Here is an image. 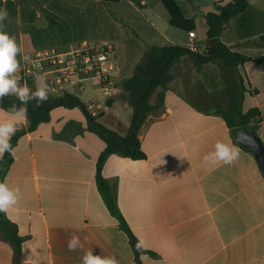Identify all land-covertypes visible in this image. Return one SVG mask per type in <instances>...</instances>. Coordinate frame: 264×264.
<instances>
[{"label": "crops", "instance_id": "obj_1", "mask_svg": "<svg viewBox=\"0 0 264 264\" xmlns=\"http://www.w3.org/2000/svg\"><path fill=\"white\" fill-rule=\"evenodd\" d=\"M60 1L62 8H66L65 2L66 6L70 4L69 0ZM80 1L94 28L84 31L76 37L81 41L71 42L61 51L84 41L103 42L104 22L113 23L110 15L115 18L121 14L118 6H105L101 0ZM177 1L185 16L194 19L193 32L195 41L199 42L191 1ZM247 2L264 13V0ZM141 4L146 7L143 0ZM40 6L46 8L47 4ZM249 13L264 22V17L257 12ZM36 24H45L40 12L36 13ZM138 24L140 29L144 27ZM233 24L226 26L223 43L252 60L264 58V34L242 38ZM135 36L134 41L143 42L144 46L178 44L154 28ZM186 41L184 31L183 42L178 45L184 46ZM19 43L28 57L39 51L33 48L26 32L20 33ZM50 48L61 49L59 46L44 49ZM199 48L200 52L204 49ZM185 60L190 62L184 57L177 64ZM216 63L227 76L222 80V93L216 103L204 107L226 108L234 95L233 86L241 80L246 90L242 112L256 108L264 116V64L247 61L228 71ZM177 64L168 74L161 111L147 118L138 136L146 158L134 161L111 155L101 171L115 187L118 209L129 229L136 239L145 241L139 264H264V175L254 157L236 145L220 117L198 111L196 106H201L200 103H193L171 88L170 74ZM134 65L128 69L121 66V80L130 76ZM89 80L94 79L86 80L81 91L71 92L85 105L103 101L98 84L87 85ZM30 81L32 85L37 83V79ZM20 83L32 88L27 82ZM116 102L120 103L113 97L108 99L106 112ZM106 112L100 123L107 127L102 122L107 119L112 127L109 129L124 134L131 108L120 103L115 116L108 118ZM121 114L127 123H121ZM11 118L9 110L0 109V120ZM25 125L23 122L18 128ZM257 135L264 145V121ZM217 141L240 150L239 158L232 165L203 163V156L214 150ZM14 149L13 162L3 182L20 189L18 203L6 217L24 238L23 264L29 257L31 264H76L78 253H70L66 247L69 232L86 239L85 248H91L95 255L115 257L118 264H136L126 235L118 229L95 185V164L104 143L87 131L79 109H53L48 121L20 137ZM0 264H11L10 248L2 241Z\"/></svg>", "mask_w": 264, "mask_h": 264}, {"label": "trees", "instance_id": "obj_2", "mask_svg": "<svg viewBox=\"0 0 264 264\" xmlns=\"http://www.w3.org/2000/svg\"><path fill=\"white\" fill-rule=\"evenodd\" d=\"M33 1V2H31ZM0 0V8L7 9L9 18L6 23V31L15 36L19 43V35L26 32L30 35L34 49L40 50L46 47L59 46L63 50L65 45L74 41H81L76 37L84 31L94 28L93 20L84 14L81 9L80 0H69V6L60 0ZM105 6H118L121 14L114 18L121 20V25L127 28V23L138 25L139 20L132 14L131 9L140 11L144 9L142 0H101ZM168 14V24L173 28L188 32L195 30L193 18L185 16L177 0H159ZM46 3L47 7L40 5ZM255 11L262 17L264 13L248 4L247 0H231L230 2L214 5V11L204 15L206 26V40L204 49L199 52H191L185 46L173 43H152L143 51L139 61L135 64L131 76L124 78L120 83V97L131 108V116L128 127L124 134L105 127L100 123L104 113L92 117L87 111L86 105L73 93L62 91L51 94L46 103L38 104L32 101L27 105L26 125L18 128L16 134L11 138V144L15 147L18 139L26 133L33 132L41 123L49 119V114L53 109L77 108L83 114L87 131L96 135L103 143L104 149L99 154L95 164V185L109 214L116 220L118 229L122 231L128 240V244L134 256V261L139 264V257L144 251L137 250V239L129 229L122 217L117 201L115 187L106 180L102 174V167L106 159L111 155L138 161L146 158L140 149L139 133L150 116H157L163 104V91L166 89V80L171 68L186 57L192 63L196 72H201L206 66L219 62L226 70L233 71L247 61L257 64H264V58L252 60L237 51L227 47L222 36L226 26L234 22V29L238 31L242 38L251 37L257 34H264V22L251 15L250 11ZM108 12V10H106ZM40 12L45 19V24H36V13ZM110 12V10H109ZM117 18V19H116ZM98 19V18H97ZM261 23V24H260ZM109 28L113 23H105ZM104 26V25H103ZM129 28V27H128ZM129 30L134 34L133 30ZM136 37V36H135ZM23 61H21V66ZM31 79L27 83L31 85ZM216 83L212 90H215ZM160 88L158 92L156 90ZM234 95L226 108H210L196 106L200 112H208L220 117L230 129L232 136L236 130L244 128L250 133L257 135L260 124L264 121V116L258 109L252 108L242 112L241 103L245 88L241 84L233 86ZM154 96V98H153ZM153 98V101H152ZM152 101V102H151ZM19 101L14 97H7L0 103V109L9 110L13 104L19 105ZM110 102L107 103L109 106ZM237 145V144H236ZM238 146V145H237ZM240 147V146H238ZM241 148V147H240ZM243 149V148H241ZM244 150V149H243ZM246 151V150H245ZM13 162L12 155L5 153L0 158V182ZM0 241L5 242L11 251V264H23L22 243L24 238L19 236L15 224H13L4 213H0Z\"/></svg>", "mask_w": 264, "mask_h": 264}, {"label": "rangeland", "instance_id": "obj_3", "mask_svg": "<svg viewBox=\"0 0 264 264\" xmlns=\"http://www.w3.org/2000/svg\"><path fill=\"white\" fill-rule=\"evenodd\" d=\"M146 4V7L143 10L136 9L132 12L133 15L138 17L140 25L144 27L142 29H137L138 25L132 24L131 22L125 24L127 28L121 25V21H113V25L111 28L104 24L103 26V34L104 41H96L97 44L107 45L104 47L110 48L114 60H116L119 69L121 66L126 67L133 66L136 64L140 57V53L146 49L147 46H144V43H137L134 41L136 34H145L149 33V31L154 28L158 34L169 38L172 42H177L178 44L183 42L184 39V31L173 28L168 24V14L165 11L162 4L159 0H143ZM186 1V0H182ZM191 1L193 6V11L196 14L197 26H196V34H197V44L204 48L205 46V38H206V26L203 23L204 15L214 11V5L217 3L219 5H224L231 0H187ZM249 2H254V0H249ZM131 28L134 34L129 30ZM140 27V26H139ZM142 31V32H141ZM75 42V41H74ZM77 46V45H76ZM73 46V47H76ZM143 53V52H142ZM141 53V55H142ZM137 61V62H136ZM215 65H211L201 71L200 73L195 72L191 67L189 61L185 60L180 64H177L170 74V86L178 93L182 94L189 98L193 103H200L202 107L206 106L208 103L212 104V102L216 103L217 97L222 93V80L226 78V73L223 72L221 68H217ZM135 66V65H134ZM134 68V67H133ZM133 72V70H132ZM130 73V76L132 74ZM33 80L42 79V77H33ZM28 81V79H27ZM121 73L118 78L119 90L113 98L115 100L120 101L122 104H128L123 101L120 97L121 88ZM224 82V81H223ZM90 83H97L96 80H89L86 82L87 85ZM216 83L215 90H212L213 84ZM32 85V84H31ZM32 88H35V84L33 83ZM84 98V97H83ZM120 103L116 102L114 106L106 112V116L108 118L115 116L116 109L120 107ZM129 107V106H128ZM125 110V109H124ZM107 119L102 120V122L108 127L110 125L106 122ZM127 123L128 120L125 119L121 114V123ZM128 125V123H127ZM112 130V129H111Z\"/></svg>", "mask_w": 264, "mask_h": 264}, {"label": "clouds", "instance_id": "obj_4", "mask_svg": "<svg viewBox=\"0 0 264 264\" xmlns=\"http://www.w3.org/2000/svg\"><path fill=\"white\" fill-rule=\"evenodd\" d=\"M9 18L7 9L0 8V103L5 98L14 97L20 103L13 104L9 111L12 118L0 120V158L5 153L15 155V149L11 144V138L18 131V126L27 121V105L36 101L38 104L46 103L52 93L51 87L43 79H37L35 88L20 83L17 75L21 68V61L28 62L30 57L23 53L16 37L6 31V21ZM240 156V150L229 143L217 141L214 150L203 156L205 165H232ZM20 197V189L12 188L7 182H0V213L8 215L10 209L17 205ZM67 239V251L78 253L76 264H118L115 257L95 255L91 248L86 249V239L75 232H69ZM145 241L137 238L136 248L144 247ZM25 248V247H24ZM31 264V257L25 262Z\"/></svg>", "mask_w": 264, "mask_h": 264}, {"label": "built area", "instance_id": "obj_5", "mask_svg": "<svg viewBox=\"0 0 264 264\" xmlns=\"http://www.w3.org/2000/svg\"><path fill=\"white\" fill-rule=\"evenodd\" d=\"M104 46L84 41L64 51L54 48L39 50L30 56L28 62H23L17 75L23 83L33 77H42L51 87V94L78 92L86 80H96L103 101L86 104L89 114L96 117L106 112L105 102L119 90L120 69L109 46ZM184 46L191 52H200L194 32L187 33Z\"/></svg>", "mask_w": 264, "mask_h": 264}, {"label": "water", "instance_id": "obj_6", "mask_svg": "<svg viewBox=\"0 0 264 264\" xmlns=\"http://www.w3.org/2000/svg\"><path fill=\"white\" fill-rule=\"evenodd\" d=\"M234 141L254 157L260 171L264 175V145L258 136L244 128H240L234 133Z\"/></svg>", "mask_w": 264, "mask_h": 264}]
</instances>
